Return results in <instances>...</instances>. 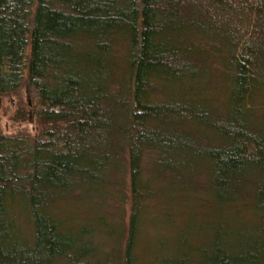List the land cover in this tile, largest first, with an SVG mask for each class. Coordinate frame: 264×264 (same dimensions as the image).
<instances>
[{
    "label": "trees",
    "instance_id": "trees-1",
    "mask_svg": "<svg viewBox=\"0 0 264 264\" xmlns=\"http://www.w3.org/2000/svg\"><path fill=\"white\" fill-rule=\"evenodd\" d=\"M25 84L0 264H264V0H0V98Z\"/></svg>",
    "mask_w": 264,
    "mask_h": 264
},
{
    "label": "rangeland",
    "instance_id": "rangeland-1",
    "mask_svg": "<svg viewBox=\"0 0 264 264\" xmlns=\"http://www.w3.org/2000/svg\"><path fill=\"white\" fill-rule=\"evenodd\" d=\"M35 100L33 93L29 85H24L20 93L17 95L8 94L0 98V133H16L19 131H25L31 135H34L38 128L37 122L34 119ZM122 187V184H121ZM123 197L112 198L104 202L103 215L107 220L112 221L114 217H119L125 223L128 222L129 208L131 196L128 190V184L123 185ZM89 207L82 206V211L88 212ZM79 212V211H78ZM121 214V215H120ZM86 214L76 213L72 215L73 223L76 227L83 223V220L89 216ZM85 216V217H84ZM156 226L150 222L144 228V232L141 238V246H146L153 242L156 234ZM144 253V249H140Z\"/></svg>",
    "mask_w": 264,
    "mask_h": 264
}]
</instances>
